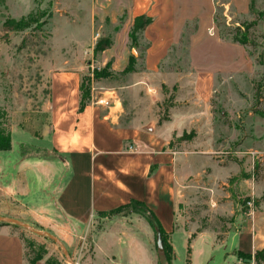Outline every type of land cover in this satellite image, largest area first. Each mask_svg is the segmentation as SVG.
<instances>
[{
  "label": "crops",
  "instance_id": "1",
  "mask_svg": "<svg viewBox=\"0 0 264 264\" xmlns=\"http://www.w3.org/2000/svg\"><path fill=\"white\" fill-rule=\"evenodd\" d=\"M62 1L14 0L13 8L21 20L34 11L55 13ZM70 1L78 21L53 30L59 58L48 69L51 131L43 143L54 152L31 156L26 148L32 141H18L16 148L17 131L11 134V150L0 151V220L8 224L0 227V264H28L25 244L9 225L13 221L34 224L44 231L38 235L53 234L70 247L72 235L133 200L156 214L175 255L171 237L176 232L183 237L186 264H212L215 253L223 255L217 264L252 263L240 254L254 256L264 249V201L252 213L237 215L222 238L211 231L192 236L175 227V180L180 151L190 147L176 139L192 130L196 140L211 137L214 97L255 68L245 46L219 33L218 6L228 21L229 10L248 18L253 0ZM139 18L149 20L137 35L146 46L134 56L130 44ZM183 36H189L188 66L167 69ZM108 38L110 45L95 51ZM132 57L136 62L143 58V66L124 74L127 83L93 78L94 70L108 64L113 75L123 74ZM86 77L92 79V97L81 111ZM171 95L168 119L160 123ZM134 227L101 235L95 248L98 259L155 264L151 243L135 237Z\"/></svg>",
  "mask_w": 264,
  "mask_h": 264
},
{
  "label": "rangeland",
  "instance_id": "2",
  "mask_svg": "<svg viewBox=\"0 0 264 264\" xmlns=\"http://www.w3.org/2000/svg\"><path fill=\"white\" fill-rule=\"evenodd\" d=\"M227 1L217 0L218 3ZM252 4L258 11L251 10L248 18L238 17L229 10L231 19L228 21L221 6L216 15L219 33L229 40L239 24H254L250 38L255 44L245 46L254 61V71L230 82L223 93L214 97L211 137L196 140L198 136L192 130L187 133V141H183L182 136L176 139V143L187 142L190 147L180 151L182 159L176 172L175 227L192 236L211 231L222 238L232 227L235 217L250 210L249 204L257 207L264 201V0H253ZM13 5L14 0H0V132L6 137L17 131L16 148L18 141H32L22 142L29 146L26 152L31 156L53 153L50 146L43 143L44 135L51 131V71L48 69L59 58L56 54L59 43L54 42L52 33L56 27L66 28L70 22L75 24L78 16L72 13L74 5L70 0L62 1L55 13L51 9L34 11L21 20ZM81 18L84 21L83 15ZM146 22L139 21L133 32L130 49L135 51L136 54L132 51L134 56H137V49H145L146 43L140 42L137 35ZM106 42L111 43V39L99 44L102 46ZM171 58L167 69L187 68L188 36L176 46ZM133 64L134 68H142L143 58ZM110 78L113 84L128 82L124 74ZM173 100L171 95L166 108L172 106ZM167 116L168 113H164L163 118ZM127 121L124 118L122 123ZM19 222L22 224L9 225L27 243H34L35 250L44 254L50 264H119L111 258L98 259L96 242L108 231L133 226L135 237L151 243L155 264H159L164 255L160 235L150 225L147 215L135 205L99 215L88 227L72 235L70 247L64 244L66 252L53 239L38 235L37 232L44 231L34 224ZM2 223L6 222L0 220V227ZM177 233L171 237L177 253L174 260L176 264H186L183 237ZM123 235L121 233V238ZM27 252L30 254L29 249ZM213 256L212 264H217L223 255L215 253ZM247 264L257 263L252 260Z\"/></svg>",
  "mask_w": 264,
  "mask_h": 264
},
{
  "label": "trees",
  "instance_id": "3",
  "mask_svg": "<svg viewBox=\"0 0 264 264\" xmlns=\"http://www.w3.org/2000/svg\"><path fill=\"white\" fill-rule=\"evenodd\" d=\"M251 10L255 11V7H253V4L251 5ZM259 16H261L259 14ZM145 20L147 21L143 26L142 29L144 27H146V25L149 23V20L146 18H139L136 22L135 28L137 24L139 23V21ZM216 25L217 27L220 26V24H218V17L216 15ZM254 24H240L239 26H237L232 32L231 34H233V38L231 39L233 42L241 44L243 46H251L254 45L255 42L254 40H252L250 38V30L252 28ZM190 30H188L189 32ZM221 36L223 37V35L221 34ZM183 38L180 43L183 42ZM224 38V37H223ZM189 39V36H188ZM108 45H110V43H104L101 46V43L97 44L95 51L101 50V49H105ZM189 45V43H188ZM133 61H135V58L132 57L131 58V62L130 65L128 66V68L125 70V72L123 74H127V73H131V72H135V68L133 67ZM110 68L111 65L108 64L103 70L98 71L97 69L94 70L93 72V78L94 79H102V78H110L113 73L110 72ZM86 80L88 81L87 84L85 83ZM91 82L92 79L90 77H86L84 79V84L82 87V102H81V107L80 110L83 111L86 106H88L91 102V97H92V86H91ZM256 98L259 100L261 97L258 94V91L256 92ZM169 111V107L166 108L165 113L167 114ZM168 118H161L160 123H162L163 121L167 120ZM183 141H187L188 140V136L187 133H185L182 138ZM12 148V140H11V134H8L6 137L3 136V133L0 132V151H9ZM139 206V208H141V210L144 212L145 215H147L148 220L150 222V225L152 226V228L154 229V231L160 235L161 240L163 242V250H164V255L160 258L159 264H172V261L175 257V252L174 249L172 247L171 242L168 243V239H169V234H167L165 232V230L163 229L159 219L157 218L156 214L151 211L143 202L137 201V200H133L131 201L128 205H124L121 206L111 212H118L119 210L125 209L129 206ZM110 213V212H108ZM2 226L4 225H8V224H1ZM22 239V238H21ZM24 244H25V248H26V259L28 264H37L39 261L44 259V254L38 253L35 250V245L34 243H27L26 240L22 239ZM30 250V254H28L27 250ZM190 252V249H189ZM240 256L244 259L247 260H255L257 264H263L264 263V249L262 251H258L254 256L253 255H246V254H240ZM47 264H50L49 261H47Z\"/></svg>",
  "mask_w": 264,
  "mask_h": 264
},
{
  "label": "water",
  "instance_id": "4",
  "mask_svg": "<svg viewBox=\"0 0 264 264\" xmlns=\"http://www.w3.org/2000/svg\"><path fill=\"white\" fill-rule=\"evenodd\" d=\"M134 53L133 54H136L135 51H133ZM14 223H20L22 224L21 222H17V221H13ZM37 234H40L39 232H37ZM44 235L48 236L49 238L53 239L55 242H57L58 244H60L57 240H55L54 238L51 237V235L47 234V233H43ZM60 246L63 248V250L66 252V249L63 245L60 244Z\"/></svg>",
  "mask_w": 264,
  "mask_h": 264
},
{
  "label": "built area",
  "instance_id": "5",
  "mask_svg": "<svg viewBox=\"0 0 264 264\" xmlns=\"http://www.w3.org/2000/svg\"><path fill=\"white\" fill-rule=\"evenodd\" d=\"M249 206L251 207L249 212L252 213L255 210V207H252L250 204H249Z\"/></svg>",
  "mask_w": 264,
  "mask_h": 264
}]
</instances>
